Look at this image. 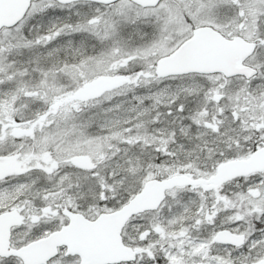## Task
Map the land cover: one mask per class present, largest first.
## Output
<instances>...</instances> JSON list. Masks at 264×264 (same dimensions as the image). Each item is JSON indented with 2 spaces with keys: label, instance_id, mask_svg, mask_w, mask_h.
I'll return each instance as SVG.
<instances>
[{
  "label": "snow or ice",
  "instance_id": "snow-or-ice-1",
  "mask_svg": "<svg viewBox=\"0 0 264 264\" xmlns=\"http://www.w3.org/2000/svg\"><path fill=\"white\" fill-rule=\"evenodd\" d=\"M0 264H264V0H0Z\"/></svg>",
  "mask_w": 264,
  "mask_h": 264
}]
</instances>
